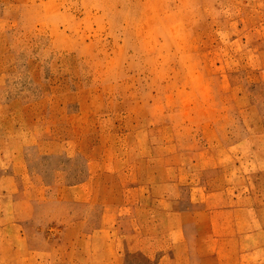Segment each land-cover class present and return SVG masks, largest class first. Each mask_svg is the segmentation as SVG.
<instances>
[{
  "label": "rangeland",
  "instance_id": "rangeland-1",
  "mask_svg": "<svg viewBox=\"0 0 264 264\" xmlns=\"http://www.w3.org/2000/svg\"><path fill=\"white\" fill-rule=\"evenodd\" d=\"M263 133L264 0H0V264L88 261L106 193L143 205L116 244L153 243L152 200L238 188Z\"/></svg>",
  "mask_w": 264,
  "mask_h": 264
},
{
  "label": "crops",
  "instance_id": "crops-1",
  "mask_svg": "<svg viewBox=\"0 0 264 264\" xmlns=\"http://www.w3.org/2000/svg\"><path fill=\"white\" fill-rule=\"evenodd\" d=\"M257 165L245 170L244 182L234 190H208L209 185L205 183L203 200L194 197H188L187 200L176 198V213L172 207L171 213L166 211L161 220L155 215L157 206L174 203L175 200L164 197L152 200L154 207L150 209V221L154 222L156 230L161 223L172 221L171 217H176V224L164 232L161 230L150 235L154 237L149 239L155 238L153 243L146 242L148 236L140 233L146 240L132 249L128 248L130 242L122 247H119L120 242L116 244V237H125L127 233L121 225L116 228L115 220H126V216L119 215H126L129 210H133L134 215L140 218L143 206L140 204L141 199L136 200V197L127 194L118 199L109 193L102 194L100 213L89 214L87 221L92 222L89 228L84 230L86 226L79 227L82 235L91 239V244L87 246L88 261L82 264H128L119 260V254L132 251L149 254L147 257L153 258V261L156 258L154 264H264V259H261L264 254V155L258 156ZM260 182L263 187H259ZM93 185L95 182L92 178L83 183L80 189L88 192L94 188ZM106 188L111 189V186L107 184ZM123 188L125 191L134 190L135 193L142 190L141 186H131L127 182ZM85 199L91 205L95 201L99 202L93 197ZM202 202L203 208H198ZM93 222H96L95 226ZM201 237H204L203 256L201 245L197 244V238ZM99 238L104 239L102 244H99ZM124 239L122 242L126 243Z\"/></svg>",
  "mask_w": 264,
  "mask_h": 264
}]
</instances>
